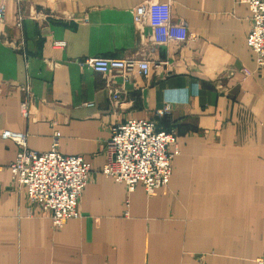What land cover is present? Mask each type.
<instances>
[{
  "label": "crops",
  "instance_id": "obj_1",
  "mask_svg": "<svg viewBox=\"0 0 264 264\" xmlns=\"http://www.w3.org/2000/svg\"><path fill=\"white\" fill-rule=\"evenodd\" d=\"M145 1L0 0V264H255L264 257V69L247 43L248 6L170 0L173 22L196 40L158 46L152 28L139 33L133 24ZM97 57L158 65L146 77L103 75L79 63ZM113 91L122 95L117 106ZM129 118L178 134L165 193L129 192L101 173L112 128ZM4 131L25 134L39 153L51 150L58 132V151L90 164L78 218L54 230L50 215L30 205L12 180L19 148Z\"/></svg>",
  "mask_w": 264,
  "mask_h": 264
},
{
  "label": "built area",
  "instance_id": "obj_2",
  "mask_svg": "<svg viewBox=\"0 0 264 264\" xmlns=\"http://www.w3.org/2000/svg\"><path fill=\"white\" fill-rule=\"evenodd\" d=\"M237 2L248 6L251 28L247 43L256 56L258 69H264V0ZM172 9L170 0L145 1L134 9L133 24L139 33L147 27L152 28L153 44L158 46L181 45L196 40L187 28L172 22ZM2 16L0 10V19ZM23 20L20 15L19 28H22ZM53 46L64 48L65 43L56 41ZM79 63L103 75L113 72L128 74L137 70L146 77L151 68L158 65L150 60L103 57L86 58ZM120 95V92L113 91V106L121 102ZM21 111L25 117L28 116V102L22 103ZM111 134L107 144V162L101 173L116 182L125 183L129 192L142 186L152 197L165 193L169 188L173 161L180 154L178 134L174 130L159 129L153 120L134 118L113 127ZM1 136L14 141L19 148L10 170L12 180L26 190L30 205L50 215L54 230H60L70 220L78 218L79 204L90 182V164L81 156L61 154L58 151V132L54 133L55 142L46 153L30 150L25 134L4 131ZM255 264H264V257L257 258Z\"/></svg>",
  "mask_w": 264,
  "mask_h": 264
},
{
  "label": "rangeland",
  "instance_id": "obj_3",
  "mask_svg": "<svg viewBox=\"0 0 264 264\" xmlns=\"http://www.w3.org/2000/svg\"><path fill=\"white\" fill-rule=\"evenodd\" d=\"M172 10H173V9H172ZM18 15L20 16L21 14L18 13ZM19 16H18V17H19ZM171 20H172V22H173V16H172V15H171ZM173 23H174V22H173ZM175 24H176V23H175ZM182 26H184L185 28H187L185 25H182ZM134 27H135V25H134ZM135 29L137 30L136 27H135ZM144 30H145V29H144ZM137 31H138V30H137ZM182 44H185V43H182ZM182 44H181V45H182ZM153 45H155V44H153ZM165 45H166V44H165ZM181 45H178V46H181ZM120 96H122V95H120ZM165 109H166V108H165ZM164 112L167 113L168 111H165V110H164ZM134 119H135V118H134ZM146 120H147V119H146ZM159 129H160V128H159ZM171 130H174V131H175V129H173V128H172V129H169V130H166V131L169 132V131H171ZM176 133H177V132H176ZM13 182H14V181H13ZM15 183H16V182H15ZM16 184H18V183H16ZM18 186H19V184H18ZM19 187H20V186H19ZM25 192H26V190H25ZM26 194H27V193H26ZM38 209H39V208H38ZM39 210H40V209H39Z\"/></svg>",
  "mask_w": 264,
  "mask_h": 264
}]
</instances>
